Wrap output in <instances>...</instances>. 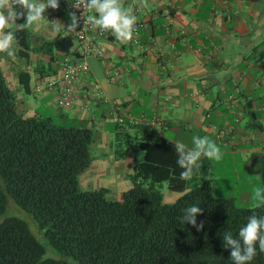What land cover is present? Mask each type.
I'll list each match as a JSON object with an SVG mask.
<instances>
[{"label": "trees", "instance_id": "16d2710c", "mask_svg": "<svg viewBox=\"0 0 264 264\" xmlns=\"http://www.w3.org/2000/svg\"><path fill=\"white\" fill-rule=\"evenodd\" d=\"M14 32L17 56L29 60L31 32ZM51 45L68 54L74 38L58 35ZM19 75L30 93L29 74ZM123 123L116 122L118 145L130 138L129 132L136 137L147 131L143 139H136L142 157L131 153V186L117 200L108 198L107 188L82 190L80 176L93 160V132L24 116L0 64V215L10 203L16 204L33 217L59 257H45V248L28 225L11 217L0 224V264H70V259L80 264H234L231 246L224 247V234L238 238L247 217L264 216V207L241 209L232 199L215 197L206 158L201 175L181 180L175 143L150 130L149 124L143 128L144 123ZM129 151L122 150L120 156ZM163 183L181 194L175 202H163ZM192 205L202 209L196 225L183 221L184 210ZM249 264H264L258 245Z\"/></svg>", "mask_w": 264, "mask_h": 264}, {"label": "crops", "instance_id": "0c3cea01", "mask_svg": "<svg viewBox=\"0 0 264 264\" xmlns=\"http://www.w3.org/2000/svg\"><path fill=\"white\" fill-rule=\"evenodd\" d=\"M69 1L59 0L58 9H46L45 19L31 33L32 42L34 37L38 40L34 39V49H43L47 55L52 51L46 45L58 35L73 37L74 47L68 54L54 51L46 61L32 50L30 59H17V65L6 58L7 70H15L16 83H21V72L29 74V86L33 82L37 89L46 81H61V66L78 58L74 33L63 28L57 32L51 23L70 22ZM123 2L137 17L136 34L124 42L110 33L97 36L100 55L89 57V70L77 85L73 105L60 109V116L94 135L95 131L103 135L109 122L116 127V116L124 122L132 118L173 143L177 141L164 133L179 127L185 134L197 131L215 137L211 140L221 147L222 155L248 152L246 161L257 154L264 157L259 153L264 151V0ZM44 61L47 69L39 65ZM113 71L120 72V77L115 78ZM97 95L102 99H96ZM17 105L26 117H42L34 109ZM146 134L139 131L135 138L139 141Z\"/></svg>", "mask_w": 264, "mask_h": 264}, {"label": "rangeland", "instance_id": "374dc122", "mask_svg": "<svg viewBox=\"0 0 264 264\" xmlns=\"http://www.w3.org/2000/svg\"><path fill=\"white\" fill-rule=\"evenodd\" d=\"M14 30L15 27L11 29V31ZM29 30L32 32L31 28H29ZM33 36L34 35L31 33V38H33ZM34 39V43L35 41H38L36 39L34 41ZM33 42L31 44V50L36 52L39 55V58L46 61L54 55V50L51 44L46 45V47H49L52 51L51 54L47 55L43 49H34ZM17 48L18 47L14 45L13 50H16V56L9 57L7 53H5L6 57H2L0 61L8 86L16 94L17 103L21 104L23 107L25 106L26 108L34 109L44 118L52 119V121L58 126L66 128H84L80 127V123H75L68 118H62L60 116V111L69 108L61 107L57 102V99H53V95H57L48 92L44 85L39 86L37 89L32 82L30 85V93H28L21 84H18L13 80L12 77L15 70H13L12 73L7 70L8 61L6 58H9V63L14 61L16 62V65L19 64V62H17V59H20L17 56ZM45 61L44 63L39 62V65H43L44 68L47 69V63ZM114 126V123L109 122L103 135H98V132L95 131V141L91 146L93 159L92 165L80 176V188L82 190H94L101 187L110 189L108 195L110 200L119 199L120 195L118 194L127 190L131 186L130 177L134 173V157L131 153L134 151L136 158L140 159L142 157V152L137 149L138 141L131 132H129L130 138L124 139V141L122 139L121 142H119L121 146L116 144V142L114 143L116 138V135L113 134L116 132ZM196 132L197 131H194L192 135L189 133L185 134L182 128L177 127L170 132H165L164 136L185 143L188 147H192V137L201 136ZM209 138L213 139L215 137ZM106 139L111 141L108 142ZM127 149L131 150L129 151L128 157L122 158L120 156L121 151ZM220 150H222L221 147ZM259 153H264V151H260ZM248 154V152H243L237 155L230 153L222 155V158L219 161L208 160V162H210L209 167L211 173L212 194L218 198L232 199L235 206L241 209L255 207V203L252 199L253 185L264 187V157L261 154H257L252 160L246 161L247 156H249ZM160 190L163 194V202L166 204L175 202L181 196V194L169 190L166 183L161 185ZM11 217L20 219L28 225L30 232L45 248V257L58 260L59 257L57 253L48 245L46 238L38 229V225L32 216L23 211L16 204L10 203L6 211L0 215V224ZM70 260V264H80L75 260Z\"/></svg>", "mask_w": 264, "mask_h": 264}, {"label": "clouds", "instance_id": "9594fccd", "mask_svg": "<svg viewBox=\"0 0 264 264\" xmlns=\"http://www.w3.org/2000/svg\"><path fill=\"white\" fill-rule=\"evenodd\" d=\"M59 0H0V52H6L9 57L15 56L14 45L18 43L14 31L7 30L15 27L16 31L32 28L45 19L46 9H58ZM71 7L75 10L67 13L69 23L64 25L59 21L51 22L57 32L64 29L67 33L77 32L81 20L92 28L110 33L116 40L131 41L134 35V25L137 17L133 9L126 7L123 0H72ZM19 9V10H17ZM83 10L77 15L76 10ZM85 12L91 13L87 17ZM23 20V23H16ZM175 149L179 155L176 163L180 172V179L191 181L200 175L201 160L219 161L222 158L220 147L208 136H193L192 147L177 141ZM252 199L256 208L264 207V187L253 185ZM183 221L196 225V216L202 209L196 205L184 210ZM203 228V222L198 230ZM224 247L231 246V259L234 264H249L259 251L264 253V216L255 213L247 217V222L240 228L238 238L231 232L224 234Z\"/></svg>", "mask_w": 264, "mask_h": 264}, {"label": "built area", "instance_id": "2783aa9c", "mask_svg": "<svg viewBox=\"0 0 264 264\" xmlns=\"http://www.w3.org/2000/svg\"><path fill=\"white\" fill-rule=\"evenodd\" d=\"M72 0L67 4L66 11H73L71 7ZM77 15H80L81 10H76ZM91 13L85 12L87 17ZM138 30V25H134V35ZM73 35L79 42L78 48V58H72V60L67 61L61 66V71L63 73L61 81L49 80L44 82L45 87L52 93L57 95V102L61 107L70 108L73 105V98L75 96L77 85L83 80V76L88 73L89 63L88 59L92 55H100V51L96 45L97 36H103L107 32H101L99 29L92 28L89 24L81 20L80 26L77 28ZM113 76L115 78L120 77V72L113 71ZM96 99L101 100V96L97 95ZM116 106V105H115ZM118 108V107H117ZM116 122L123 123L122 117L116 116ZM132 124H141L140 120L130 119ZM155 125L156 122H152Z\"/></svg>", "mask_w": 264, "mask_h": 264}]
</instances>
